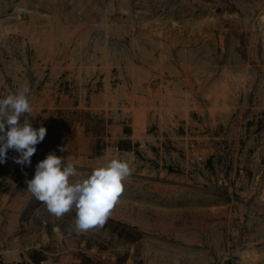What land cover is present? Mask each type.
<instances>
[{
  "label": "rangeland",
  "instance_id": "1",
  "mask_svg": "<svg viewBox=\"0 0 264 264\" xmlns=\"http://www.w3.org/2000/svg\"><path fill=\"white\" fill-rule=\"evenodd\" d=\"M182 61L228 115L155 117ZM25 85L47 131L31 166L0 163V264H264V0H0V98ZM50 152L70 183L130 163L102 228L27 191Z\"/></svg>",
  "mask_w": 264,
  "mask_h": 264
},
{
  "label": "clouds",
  "instance_id": "2",
  "mask_svg": "<svg viewBox=\"0 0 264 264\" xmlns=\"http://www.w3.org/2000/svg\"><path fill=\"white\" fill-rule=\"evenodd\" d=\"M29 95L30 88L25 85L0 98V163L6 162L11 149L18 154L14 163L31 166L36 145L45 138L47 129L34 128L27 118L33 110ZM60 151L64 152L65 146ZM132 172L130 163L117 157L95 168L87 178L70 183V178L77 176L75 165L65 164L61 156L50 152L25 183L27 191L57 219L75 210V231L82 233L104 226Z\"/></svg>",
  "mask_w": 264,
  "mask_h": 264
},
{
  "label": "crops",
  "instance_id": "3",
  "mask_svg": "<svg viewBox=\"0 0 264 264\" xmlns=\"http://www.w3.org/2000/svg\"><path fill=\"white\" fill-rule=\"evenodd\" d=\"M173 72L171 74V80L169 83L172 82V85H182L179 91L171 90L170 100L168 105L164 106V102L160 99V107L155 101V117L157 114L160 116V121H164L163 112L166 110L167 114L169 113L170 116V123L174 124V118L176 115L183 118V124H190L193 122L194 116H202V123L207 124V119L211 117V115H228V112L234 105L227 99V95H220L218 94V99H211L210 96L213 93L205 92L203 89L202 96L199 97V93L193 95L194 85L199 84L203 85L205 78L202 75H195L191 69L190 64L187 61H182L180 64L172 65L171 66ZM193 85L191 89L186 86L184 88L183 85ZM202 87V86H201ZM138 99L139 108L146 110L147 105L145 103L141 104ZM242 107L243 103L237 105ZM132 107H136L135 104H132ZM160 108V111L158 109ZM165 108V109H163ZM137 109V107H136ZM146 113H150V109L146 110ZM205 120V122H204ZM167 121V120H166ZM195 124V123H194Z\"/></svg>",
  "mask_w": 264,
  "mask_h": 264
},
{
  "label": "built area",
  "instance_id": "4",
  "mask_svg": "<svg viewBox=\"0 0 264 264\" xmlns=\"http://www.w3.org/2000/svg\"><path fill=\"white\" fill-rule=\"evenodd\" d=\"M50 264H59V263H52V262H51Z\"/></svg>",
  "mask_w": 264,
  "mask_h": 264
}]
</instances>
